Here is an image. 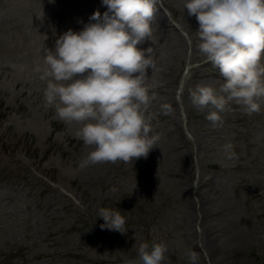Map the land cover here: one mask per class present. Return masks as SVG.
Here are the masks:
<instances>
[{"label": "rangeland", "instance_id": "374dc122", "mask_svg": "<svg viewBox=\"0 0 264 264\" xmlns=\"http://www.w3.org/2000/svg\"><path fill=\"white\" fill-rule=\"evenodd\" d=\"M157 3L182 50L150 91L154 147L131 163L81 167L93 150L75 135L81 125L45 106L36 66L0 55V264H142V242L166 246L163 264H187L188 241L200 240L197 189L207 181L229 191L237 225L264 233V112L232 101L213 126L208 109L192 105L196 70L217 90L224 80L196 47V18L174 0ZM100 208L118 209L126 232L102 229ZM218 238L229 245L232 235ZM198 243L197 264H213ZM247 259L263 264L264 252Z\"/></svg>", "mask_w": 264, "mask_h": 264}, {"label": "clouds", "instance_id": "9594fccd", "mask_svg": "<svg viewBox=\"0 0 264 264\" xmlns=\"http://www.w3.org/2000/svg\"><path fill=\"white\" fill-rule=\"evenodd\" d=\"M158 0H102L108 11H97L79 32L69 29L42 45L43 66L35 71L46 81V107L79 127L76 137L93 148L81 167L98 163H131L154 147L146 113L151 103L147 70L154 67L149 49L138 47L152 36ZM184 9L198 23L196 45L217 67L224 83L219 90L197 85L193 106L207 108L213 126L229 102L249 114L261 110L264 98V0H185ZM111 13V15H110ZM115 191V189H112ZM101 228L125 233V218L116 208H100ZM167 248L142 242V264H163ZM194 264V258H193Z\"/></svg>", "mask_w": 264, "mask_h": 264}, {"label": "bare ground", "instance_id": "6f19581e", "mask_svg": "<svg viewBox=\"0 0 264 264\" xmlns=\"http://www.w3.org/2000/svg\"><path fill=\"white\" fill-rule=\"evenodd\" d=\"M49 1L0 0V55L10 54L12 59L26 61L29 68L43 66L41 55L43 44L52 49L55 39L61 34L69 29L79 32L85 24L95 22L89 19L94 12L98 11L102 17L108 11L102 0H55L57 2L54 5ZM174 1L180 10L184 9L185 0ZM156 8L151 25L152 36L143 43L146 45L144 49H149L154 60V67L147 70L149 77L146 84L150 91L158 88L159 81L166 80L172 74V58L178 57L182 50L180 32L171 27L159 9V4ZM263 59L264 56L261 58L262 64ZM203 75L204 73L195 71L198 85L208 84L202 78ZM164 84L160 82V85ZM259 103L262 113L264 98H260ZM181 156V153L177 154V158L180 159ZM229 200V191H225L216 182L207 181L197 189L200 240L195 241L192 238L188 241L192 252L187 264H193V258L194 264L200 261L202 255L196 251L199 248V241L213 264H251L247 259V253L255 248L264 252V233L251 232L249 228L237 225ZM192 209H196L194 204ZM223 232H231L232 239L229 245L222 244L218 238V234Z\"/></svg>", "mask_w": 264, "mask_h": 264}]
</instances>
